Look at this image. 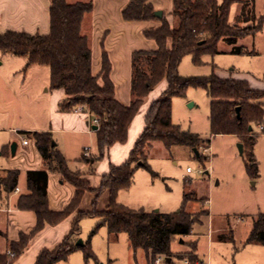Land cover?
Returning a JSON list of instances; mask_svg holds the SVG:
<instances>
[{
	"label": "trees",
	"instance_id": "trees-1",
	"mask_svg": "<svg viewBox=\"0 0 264 264\" xmlns=\"http://www.w3.org/2000/svg\"><path fill=\"white\" fill-rule=\"evenodd\" d=\"M172 16L175 25L162 18L161 25L144 30L147 38L155 40L154 50H137L132 54L131 95L129 104L121 103L115 94V85L110 77L111 61L106 51L102 53L101 69L97 75L91 73V48L86 35L81 32L83 17L93 8L92 2L68 3L66 0H51L50 32L31 34L25 31L6 30L0 32V54L15 55L26 60V68L31 65H45L50 68V89L62 88L65 98L60 102L61 111H70L82 104L89 115V122L97 120L94 131L98 153L88 162L107 156L111 146L126 143L130 126L144 104L149 93L162 81L167 87L154 100L145 117V126L138 136L128 158L120 165L111 164L108 173L102 176L98 187L81 178L80 171L71 170L61 151L53 146L50 131H29L26 135L35 140L45 168L27 172L28 193L22 194L17 207L33 210L37 224L29 234H22L12 248L20 256L30 240L47 225H55L76 211L87 191L93 192V208L85 212L78 210L70 232L54 249H43L36 264H56L67 259L71 253L81 248L85 259L94 257L91 238L106 226L112 240L120 234H127L130 247L136 251L143 249L148 264H154L157 256L184 259L189 264H206L198 254V241L188 244L189 250L174 252L172 243L176 237L192 234L194 225L210 215L209 197L198 195L193 179L185 180L183 201L177 212L163 213L159 210L147 211L144 208H130L118 202L121 191L129 190L138 168L149 170L147 151L154 142H161L167 149L182 145L194 149L202 143L198 133L184 130L173 123V103L175 96H185L190 87H202L211 100L210 124L213 135H237L247 156V171L252 178L259 175V165L254 147L263 131L258 134L255 125L264 124V88L251 87L246 79L220 77L215 72L208 76L184 77L179 74L183 58L192 55L193 62L200 64L203 54L225 52L219 43L231 46L229 52L243 54L248 51L238 44V40L249 35L247 30L229 22L231 7L241 3L246 10L248 0H172ZM152 0H129L122 14L125 20L147 21L155 18ZM241 12V14L243 13ZM251 20L247 17L246 21ZM261 29L256 30L255 33ZM253 35V34H252ZM240 107V117L237 116ZM5 154V147L2 149ZM49 171L59 172L74 185L76 194L69 206L61 211H52L48 205ZM94 169H92V173ZM20 171L10 169L0 180L7 192L18 186ZM110 199L105 209H98V201L105 191ZM191 202L200 205L198 211H189ZM85 217L98 218V223L90 233L89 240L77 245L81 232V220ZM227 225H230L229 222ZM221 240L234 242L233 230L219 235ZM246 244H264V213L253 221V226L245 240ZM168 261V260H167ZM14 258L0 252V264H12Z\"/></svg>",
	"mask_w": 264,
	"mask_h": 264
},
{
	"label": "rangeland",
	"instance_id": "rangeland-1",
	"mask_svg": "<svg viewBox=\"0 0 264 264\" xmlns=\"http://www.w3.org/2000/svg\"><path fill=\"white\" fill-rule=\"evenodd\" d=\"M154 1L164 10L162 18L166 19V15L173 8L172 0ZM239 7L235 20L230 23L251 33L238 40V44L244 46L248 52L231 53L229 52L231 46L220 42L219 49L225 52L203 54L200 64L193 62L192 55L185 56L179 66L181 76H208L215 72L220 77L233 76V78L246 79L252 87L264 88V0H252L247 4L246 10L252 9L251 13L241 11V4ZM22 14L21 7L12 6L11 19L15 22L14 25L21 24ZM247 17L251 20L246 21ZM169 18L170 24L174 26V17L169 15ZM259 29L261 30L255 33ZM0 31L4 30L0 29ZM50 95L48 66L31 65L26 68V60L23 57L0 54V180L7 176L5 170L16 161L11 152L5 156L1 155L5 144L15 142L10 139L13 135L12 131L49 129ZM172 100L173 123L180 125L184 130L198 133L202 143L194 149L182 145L167 149L161 142H154L148 149L147 156L156 176L149 170L138 168L135 172L134 184L129 190L119 194L118 202L135 209L159 210L163 213L177 212L182 205L185 180L192 178L198 195L206 193L209 197L206 205L209 207L210 216L194 225L193 235L176 237L172 248L186 250L187 242L196 240L200 256L208 257V232L213 221L215 230H218L221 221L226 223L230 219L238 239L242 234L241 226L244 223H241V217L250 221L254 216L258 217L260 213H264V135L259 136L254 147L259 175L252 178L247 171L246 152L241 153L239 149L241 139L237 135L212 134L209 118L211 100L205 88L190 87L185 96H175ZM261 126L264 128V124L254 127L258 134L263 131ZM143 127L133 139L129 153ZM130 133L131 131L126 143L122 145L131 143ZM56 137L62 144L69 145L68 158L72 168L75 167L76 158L80 156L81 145L90 148L91 152L98 153L95 135L58 134ZM90 150L88 155L83 151L81 166L87 172L92 169L98 172L106 160H96V164L91 166L92 163L87 160L93 158L95 154H91ZM188 167L193 171L187 172ZM188 207L193 212L200 209V205L196 202H191ZM97 223L98 218L82 219L79 239H82L83 244L89 240L90 233ZM91 246L94 257L89 261L85 259L83 250L79 248L67 259L60 260L56 264H142L145 254L143 249L134 251L129 246L125 233L120 234L117 241L112 240L106 226L101 227L91 238ZM162 262L166 263L167 259H162ZM229 264H234L232 257H229Z\"/></svg>",
	"mask_w": 264,
	"mask_h": 264
},
{
	"label": "crops",
	"instance_id": "crops-1",
	"mask_svg": "<svg viewBox=\"0 0 264 264\" xmlns=\"http://www.w3.org/2000/svg\"><path fill=\"white\" fill-rule=\"evenodd\" d=\"M66 1L71 4L77 2H92L93 8L90 12H87L84 15L81 26V32L83 35L87 36L91 48V73L93 75L98 74L101 69L102 53L103 51H106L112 65L110 77L115 85L116 97L121 103L129 104L132 100V54L137 50H154L157 48L155 40L147 38L144 34V30L160 26L163 16L155 17L147 21L125 20L122 11L129 0ZM248 1L250 3L252 0ZM152 2L155 10H162L164 15V10L161 6L156 5L154 0H152ZM239 4L241 3H234L232 5L229 22H233L235 20L240 8ZM13 5L21 7L22 9L23 14L20 25H14L15 22L11 19V10ZM50 6L51 0H0V29L4 30L0 32L12 29L25 31L31 34H48L50 32ZM241 6H243V4H241ZM172 10L173 8L170 10L169 14L166 15V19L170 23L171 20L169 15H172ZM166 87L167 82L164 80L149 93L144 104L140 108L141 111L139 112L137 119L134 118L135 121L133 120L132 122L133 128L132 124L130 126L131 130L129 129V132L131 131V143L125 146L121 143L111 146L107 156L103 158V160L106 161L102 163L98 172H96V169H94L93 173L92 171L87 172L82 168L81 161L84 156L83 151L86 148L82 145L79 150L80 156L76 158L75 167L72 168L69 164L68 158L69 145L64 143L62 144L61 140L56 137L58 134H72L79 136L95 135V130H93L92 126L89 125V115L87 113L77 112L75 110H60L59 104L65 98V91L62 88L50 89L51 120L49 129L45 131L52 132L54 139L53 142H55V145L53 146L63 153L68 161L70 169L80 171L81 178L88 180L92 187H98L101 183L102 176L110 170L111 164L120 165L128 158L133 139H135L139 131H141L143 125L145 126V117L151 103L161 95ZM47 91H49V89ZM12 132L13 135H11L10 139L11 141L15 140V153H12L11 142L3 146L5 147V154H2L1 152V155L3 156L8 155L11 152V154L16 158L15 163L11 164V166L5 170L6 174L10 169H17L20 171L18 186L13 192H7L4 186H0V252L8 257L9 255L7 254V250H12L16 253V251L12 248V243L19 241L22 234H29L33 231L37 224V215L35 211L27 209L22 210L17 207L19 197L22 194L28 193L27 172L29 170L45 168L35 140L31 137H25L27 136L25 132H29V130H18L17 132ZM24 140H28V143L25 144L23 142ZM91 154L97 155L93 151ZM94 164H96V162L92 163L91 166H94ZM122 192L124 191H121L120 193ZM47 194L49 208L52 211H61L70 205L75 197L76 189L74 185L67 181L61 173L49 171ZM94 197L95 195L93 192L87 191L76 211L55 225L45 226L40 232L34 235L23 253L20 256H17L16 254L12 264H36L37 257L43 249L52 250L57 247L70 232L78 210L85 212L92 210ZM109 199L110 193L106 190L99 198L98 209H105L109 203ZM188 209L191 211L189 207ZM256 218L257 217L254 216L250 221H247L245 217H241L240 221L241 223H244L241 226L242 234L238 239L236 238L235 229H233L230 219L226 223L221 221L222 224L219 226L218 230H215L213 221L212 227L208 232V257H201L198 253L200 258L205 261L206 264H229V257L234 259V264H264V244L245 243V240L253 226V221ZM228 222L230 225H227ZM229 226L233 230L234 242L221 240L219 238V235L227 234ZM191 235H193V232ZM188 250L189 247L187 246L186 250L173 251L184 252ZM143 252L145 253V251ZM142 264H148L146 253L144 254ZM159 264L189 263L184 259L171 258L166 263L161 261Z\"/></svg>",
	"mask_w": 264,
	"mask_h": 264
},
{
	"label": "built area",
	"instance_id": "built-area-1",
	"mask_svg": "<svg viewBox=\"0 0 264 264\" xmlns=\"http://www.w3.org/2000/svg\"><path fill=\"white\" fill-rule=\"evenodd\" d=\"M75 111H77V112H84V106H83L82 104L79 105V106L75 109ZM96 123H97V120L94 119V120L92 121V123L89 122V125H90V126H93V125H96ZM261 128H263V127L261 126ZM23 142L26 144V143H28V140H24ZM84 152H85L86 155H88V154H89V148L86 147V148L84 149ZM192 171H193V170H192L191 167H188V168H187V172H192ZM7 254L9 255L10 258H15V257H16V253L13 252L12 250H7ZM162 259H164V257H162V256H158V257L155 259V261H154L155 264H159V263L162 261Z\"/></svg>",
	"mask_w": 264,
	"mask_h": 264
},
{
	"label": "water",
	"instance_id": "water-1",
	"mask_svg": "<svg viewBox=\"0 0 264 264\" xmlns=\"http://www.w3.org/2000/svg\"><path fill=\"white\" fill-rule=\"evenodd\" d=\"M154 15H155V17H162L163 16V11L162 10H155ZM237 116L240 117V107H237ZM92 128H93V130H96L98 128V126L97 125H93ZM53 145H55V142H53ZM11 149H12V153L14 154L15 153V149H16V143L15 142L12 143ZM239 149H240V152L243 153L244 147H243L242 143L239 144ZM81 244H83V241H82V239H79L77 241V245H81ZM170 259L171 258H167V260H170Z\"/></svg>",
	"mask_w": 264,
	"mask_h": 264
}]
</instances>
